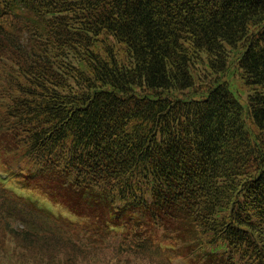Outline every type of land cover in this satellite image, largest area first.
I'll return each instance as SVG.
<instances>
[{
  "label": "trees",
  "instance_id": "obj_1",
  "mask_svg": "<svg viewBox=\"0 0 264 264\" xmlns=\"http://www.w3.org/2000/svg\"><path fill=\"white\" fill-rule=\"evenodd\" d=\"M0 172L110 213L0 181V264H264V0H0Z\"/></svg>",
  "mask_w": 264,
  "mask_h": 264
},
{
  "label": "rangeland",
  "instance_id": "obj_2",
  "mask_svg": "<svg viewBox=\"0 0 264 264\" xmlns=\"http://www.w3.org/2000/svg\"><path fill=\"white\" fill-rule=\"evenodd\" d=\"M23 179L25 180H22L20 183H15L11 180H0L2 185L1 187L5 185L6 187H11L12 189L14 188L18 194H24L37 200V202L40 203V206H42L45 210L60 214L71 220L82 219L88 222H93L99 217L105 218V214L110 216L107 207L103 210V203L99 202L93 196L91 197L89 194L74 193L70 186H63L62 182L57 177L45 175L36 179ZM26 218H28V216H26ZM23 220L29 221L27 219ZM22 223H25V221H22L21 219L17 220L16 218L11 219V224L16 229H22L24 227ZM25 226L29 225L25 224ZM176 259L177 262L180 261L177 256ZM180 264L185 263L181 260Z\"/></svg>",
  "mask_w": 264,
  "mask_h": 264
}]
</instances>
